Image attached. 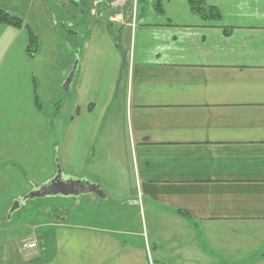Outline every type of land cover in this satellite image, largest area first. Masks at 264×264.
I'll return each instance as SVG.
<instances>
[{"label": "crops", "instance_id": "obj_1", "mask_svg": "<svg viewBox=\"0 0 264 264\" xmlns=\"http://www.w3.org/2000/svg\"><path fill=\"white\" fill-rule=\"evenodd\" d=\"M188 1L69 0L59 18L78 60L62 91V73L45 85L38 50L61 31L44 1L0 0L22 20L0 24V176L19 188L11 203L60 169L100 188L103 198L64 199L103 204L98 225H109L57 208L17 264H264V0H201L219 13L204 19ZM134 212L141 232H124Z\"/></svg>", "mask_w": 264, "mask_h": 264}, {"label": "rangeland", "instance_id": "obj_2", "mask_svg": "<svg viewBox=\"0 0 264 264\" xmlns=\"http://www.w3.org/2000/svg\"><path fill=\"white\" fill-rule=\"evenodd\" d=\"M43 1L48 14L54 17L53 20L56 23L58 22V27L61 29V20L59 15L62 11L69 8V0H63L61 4L55 2V0ZM84 7L85 3L78 5L79 10H84ZM62 24L63 30H59V39L51 40L49 35L45 34L43 35L45 44H43V42L38 44V50L40 52H44V59L47 61L45 70V85L47 87L53 83L59 82L58 74L60 73H62V77L66 79L67 76H64L65 69L63 65L65 63L70 64V56H73L72 54L75 53V51L77 52L75 49L76 46L71 45L67 41L71 38L68 31L74 30L68 27L67 22ZM82 36L83 35H80V37ZM78 45L80 46V44ZM74 58L75 59L72 58L73 64L78 60L76 59L77 57ZM62 85L61 90L63 91ZM47 87L46 91L49 92ZM17 190H19V188L16 187V185L8 183L4 176H0V264H17L20 260L22 262L30 261L31 257L27 255L28 252L23 251L21 248L22 241L30 239L38 242L34 235V231L36 230L37 233V229H39L37 224L42 221L51 220L52 213H54L57 208H67V211L64 212V217H66L68 221L69 219L72 221V217L77 216L82 217L83 222H87L89 224L96 223V226H103V228L109 226L98 225L102 224L99 223L102 222L100 213L103 209L105 211L106 207L103 204L91 203L85 197L79 198L81 202H84L83 205H77V201L72 202L70 199L60 197L30 199L26 200L24 202L25 204L17 212L15 211L10 214L9 212L12 208L11 198L16 194ZM26 194L27 193H24L22 196L24 197ZM87 202L90 203V209L86 214H83ZM96 214H98V216ZM131 215L132 217L128 216L126 220L122 221L123 224H121L122 226L120 227L124 230V232H141L142 226L139 221V215L135 212ZM142 230L145 232V228H142ZM124 235L126 236L121 237L128 239L136 237H131V235L134 234L130 233H126ZM135 240H137V238H135Z\"/></svg>", "mask_w": 264, "mask_h": 264}, {"label": "water", "instance_id": "obj_3", "mask_svg": "<svg viewBox=\"0 0 264 264\" xmlns=\"http://www.w3.org/2000/svg\"><path fill=\"white\" fill-rule=\"evenodd\" d=\"M76 69H77V62H75L72 65L71 70L68 73L62 85L64 91H69L71 82L76 73ZM88 194L100 198H103L104 196L98 186L81 180L75 181V180L63 179L60 173V169H57L53 179L40 185L36 190L27 193L21 199L15 200L12 203V208L9 213L12 214L20 207L21 202H25L26 200H30V199L55 197V196L67 198V197H78L81 195H88Z\"/></svg>", "mask_w": 264, "mask_h": 264}, {"label": "trees", "instance_id": "obj_4", "mask_svg": "<svg viewBox=\"0 0 264 264\" xmlns=\"http://www.w3.org/2000/svg\"><path fill=\"white\" fill-rule=\"evenodd\" d=\"M188 4L190 8L193 11H195L197 14H199L203 19L205 18V14L207 12H212L214 13L213 16L215 18H219L218 11H216L214 8H206L205 6L202 5L201 0H189ZM0 24H5L15 28H20L22 26V20L0 9ZM29 39H30L29 46L31 47L32 53H34L37 47V38L34 34L30 32Z\"/></svg>", "mask_w": 264, "mask_h": 264}, {"label": "built area", "instance_id": "obj_5", "mask_svg": "<svg viewBox=\"0 0 264 264\" xmlns=\"http://www.w3.org/2000/svg\"><path fill=\"white\" fill-rule=\"evenodd\" d=\"M127 0H116L117 5H123ZM23 251L28 252L27 255H31L37 249V242L34 240H25L21 243Z\"/></svg>", "mask_w": 264, "mask_h": 264}]
</instances>
